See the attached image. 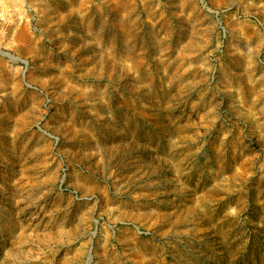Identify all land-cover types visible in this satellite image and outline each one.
<instances>
[{"label":"rangeland","instance_id":"374dc122","mask_svg":"<svg viewBox=\"0 0 264 264\" xmlns=\"http://www.w3.org/2000/svg\"><path fill=\"white\" fill-rule=\"evenodd\" d=\"M0 51V264H264V0H0Z\"/></svg>","mask_w":264,"mask_h":264},{"label":"bare ground","instance_id":"6f19581e","mask_svg":"<svg viewBox=\"0 0 264 264\" xmlns=\"http://www.w3.org/2000/svg\"><path fill=\"white\" fill-rule=\"evenodd\" d=\"M28 26V25H27ZM2 51H0V53H1ZM2 53H4V52H2ZM5 54H8L11 58H13V59H15V60H17V59H19L18 57H15L14 55H12V54H10V53H5Z\"/></svg>","mask_w":264,"mask_h":264},{"label":"water","instance_id":"95a60500","mask_svg":"<svg viewBox=\"0 0 264 264\" xmlns=\"http://www.w3.org/2000/svg\"><path fill=\"white\" fill-rule=\"evenodd\" d=\"M8 55V54H7ZM91 260V256H90V258H89V261Z\"/></svg>","mask_w":264,"mask_h":264},{"label":"built area","instance_id":"2783aa9c","mask_svg":"<svg viewBox=\"0 0 264 264\" xmlns=\"http://www.w3.org/2000/svg\"><path fill=\"white\" fill-rule=\"evenodd\" d=\"M213 78H215V77L213 76Z\"/></svg>","mask_w":264,"mask_h":264}]
</instances>
